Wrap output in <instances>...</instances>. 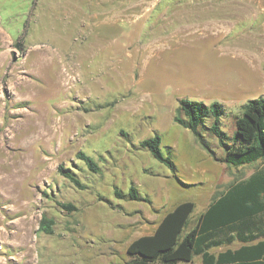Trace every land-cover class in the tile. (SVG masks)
I'll list each match as a JSON object with an SVG mask.
<instances>
[{"label": "rangeland", "instance_id": "obj_1", "mask_svg": "<svg viewBox=\"0 0 264 264\" xmlns=\"http://www.w3.org/2000/svg\"><path fill=\"white\" fill-rule=\"evenodd\" d=\"M260 95L264 0H0V264H124L176 203L196 217L264 166L220 161L216 136L173 121L178 99L222 103L229 133ZM154 133L173 168L141 147Z\"/></svg>", "mask_w": 264, "mask_h": 264}, {"label": "trees", "instance_id": "obj_2", "mask_svg": "<svg viewBox=\"0 0 264 264\" xmlns=\"http://www.w3.org/2000/svg\"><path fill=\"white\" fill-rule=\"evenodd\" d=\"M224 111L218 101L206 104L179 98L173 121L189 129L201 143L205 142L201 127L216 136L223 149L218 159L228 166L238 167L263 159L264 96L249 99L242 105L241 113L231 116L234 131L229 133L220 124ZM206 117L212 119L209 124L204 123ZM140 145L152 157L173 168V160L161 149L158 133L144 138ZM79 158L90 170L99 169L92 157L80 152ZM60 170L79 185L69 167H60ZM114 194L119 198L124 195L118 189H114ZM126 195L132 200L142 199L134 186L128 188ZM57 204L74 209L70 203ZM192 210L193 202L186 200L165 211L151 234L129 242L124 264L191 263L196 256L202 264H264V166L230 183L196 217L191 216ZM51 224L50 219L44 218L40 229L50 232ZM218 247L222 248L216 252L211 250Z\"/></svg>", "mask_w": 264, "mask_h": 264}, {"label": "crops", "instance_id": "obj_3", "mask_svg": "<svg viewBox=\"0 0 264 264\" xmlns=\"http://www.w3.org/2000/svg\"><path fill=\"white\" fill-rule=\"evenodd\" d=\"M158 221H159V220H158ZM158 221H157V222H158ZM157 222H155V223L153 224V226H152V228H151V230H150L149 232L143 233L142 235H148V234H151V233L153 232L154 228L156 227ZM140 236H141V235H140Z\"/></svg>", "mask_w": 264, "mask_h": 264}]
</instances>
